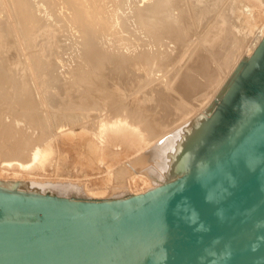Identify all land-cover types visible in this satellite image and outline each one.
Returning <instances> with one entry per match:
<instances>
[{
  "label": "bare ground",
  "instance_id": "6f19581e",
  "mask_svg": "<svg viewBox=\"0 0 264 264\" xmlns=\"http://www.w3.org/2000/svg\"><path fill=\"white\" fill-rule=\"evenodd\" d=\"M124 1H126V0H124ZM176 1L177 0H175V2ZM201 1L203 2L204 0H200L199 5L202 4ZM250 1H251V4L248 3V5H245V7H247V6H249V7L247 8V11L244 12V15L242 18L244 25L246 27H248L249 30L256 23V21H255L256 17L252 16L254 9L258 8L259 11H261V7L263 6L264 0H250ZM130 2H131V0H130ZM130 2H128V3H130ZM133 2H132V5H133ZM195 2L196 1H194V3ZM187 3H189V2H187ZM208 3H206V4L208 5ZM231 3H232V1H231ZM130 4H128V5H130ZM122 5H123V0H0V13L4 14V12H5V14L7 15V18L9 19V22L7 21L8 23H6L5 22L6 19L2 20L3 18L1 19L2 16H0V170L12 169V172H10V173L13 174L15 177L12 179H6V178L0 179V186L12 187L15 185L19 189H24L27 191L28 190H31V191L36 190L38 193L43 192V189L45 187H48L47 184H45L39 180L33 179V178L23 179V177H30L34 172H37V171L44 169L45 166L50 165L51 162L54 161L55 154H54V150H53V141L55 140V138H58V136H60L63 144L70 145L71 149L73 150V152L75 154V163L80 165L82 168H86V169L93 168L95 166V164H97L98 162H109L107 164L106 176L103 177L100 180V182L103 186H107L109 181L112 182L114 180L113 181L114 183H112L109 186L110 191H112L111 193H121V192H125L127 190V187L123 183L124 181L122 182V180H124V178H126L127 175L133 174L132 176L134 177L135 173H137V172H140L142 174V171H143V173H145L146 171H148V172L151 171L155 176V179H153L152 181L147 175L145 176V175L140 174L138 176V177L142 178V182L146 185V188H145L146 191L144 190V192H142V193H139V192L135 193L134 192V194H133L134 197L146 195V193H148V192H152L158 188L165 186V184L176 181L179 178L183 177L184 176L183 173L185 172V170L188 169V167H190L192 165L194 158H195V155L198 152V148L202 145L203 141L208 137L209 133L211 132L212 128L214 127V124L217 122V115L211 114L212 113L211 109L213 106L212 104H214V98H215V96H217L219 99L221 97H224V96H225L224 99L228 98V95H229L228 92L231 90V88L233 86L232 85L233 77L232 78L229 77V79H227L226 82H223V84L221 82L220 89L218 88L219 90L217 89V86L215 84H213L214 82H212V83L210 82L211 84L215 85L216 89H217V93H216L217 95L213 96V100H212L213 102L209 101L199 111H196L199 108L196 110L194 109L196 112H193L194 110H192V111L190 110V108H193L190 105V108H189V111L187 112V114L186 115L182 114V116L180 115L181 116L180 122L177 121L178 123L173 125V128L167 127L168 124H166V121L170 122V120L169 119L164 120V118L168 117L167 115H168L169 111H171V109H173L171 107H168V106H171L170 105L171 102L167 103V100L164 98L166 100V102H164V104H162L163 101L161 100L162 101L161 102V104H162V107H161L162 111L161 112L162 113H159L160 115L157 116L158 115L157 112H156L157 115L152 112L153 108L150 109V107L148 108L145 105L144 106L141 105L145 101L142 102L141 99H138L139 97L137 95H135V96L131 95V94H133V91L128 90L131 94L128 93L127 91L126 92L128 94H130L131 96H134V98L131 97L130 95H129V97L125 96L124 95L125 93H122V92H124L123 89H126V87H123L124 85H122L121 86V87H123L122 89H120V86H118L119 89H117V87L113 84L115 77L114 78L112 76L109 77L111 74L109 76H108L109 73L106 74L111 68V67L109 68V66H108L109 70H107L108 69L106 66L107 62L109 63V65L113 66V68H111L112 71H114L116 74H119L117 72H119L121 70L120 72L124 75L123 72H126V71H125V69L123 71V67L125 68L126 66H129V69L131 71L130 66H137V67L139 66V68L143 67L147 71L149 69H151L153 71L152 68L154 67L153 66L154 63H156L157 61L160 62L162 60L163 56H165V57H166V55L169 56L166 52H163L166 54L162 55L163 53L159 52L157 49H155V51H151L152 53L151 52L150 53L145 52L146 50L145 51L142 50L143 46L140 47L142 51H138L136 53H135V51L130 52L128 50V48L125 49L124 43L126 44L128 42H123V41H127L131 35L134 36L135 32L133 34L132 29L130 28L131 32H132L130 34V32L128 33V31H127L128 29H126V25H125L124 20L128 19L129 17L126 18L124 16L125 14H123V12H125L126 7L123 6L125 9L123 8L124 9L123 12H120V10L122 11ZM169 5H172V4H170V2L168 0H148L145 5H143L141 7L134 6V7H132L131 10L130 9H128V10L131 11L130 12L131 16L134 17V19H137L136 23L139 24V26H140L139 29L140 30L143 29V31L147 34L146 38L151 37L152 39H154L157 42V44H158V41L161 44V42H160V41H162L161 39H163L165 37H169L170 40L171 39L180 40L181 39L180 33H181V31L183 32V26H182V30L177 29V28H180L181 26H179L180 24H178L177 21L171 17L169 9H168ZM189 5H190V3H189ZM191 5H192V3H191ZM209 5H211V4H209ZM190 6L188 8L191 9ZM197 6H198V2H197ZM174 7L177 9L176 6H174ZM195 7H196V5L193 6L194 9L192 8L193 11L194 10L195 11L194 12L191 11V13L192 12L194 14L197 13L198 7H197V10L195 9ZM200 8H203V5ZM237 8H239V7H237ZM179 9H181V8H179ZM182 11L185 12V8ZM178 13H179V11H178ZM186 13L189 14L188 11ZM193 13H192V16H193ZM228 13H229V10H228ZM120 14L122 15L123 19L125 17L124 20L122 18H120ZM180 14L183 15L182 12ZM188 14H186V17ZM189 15H188V18H190ZM178 16H179V14H178ZM222 16H224V15H222ZM222 16L220 15L219 20H217V22H215V24L212 25L213 28L210 27L211 31L209 32V30H208L207 37L203 40V42H201L202 46H204L203 44H205V42H206L205 45L207 48H209L210 45L211 46L213 45L212 47L215 46L216 48L221 47V49H224L225 47L227 48V45L225 46V43H227L228 42L227 40L230 39L228 37L229 36L234 37L230 34L233 33V35H235L236 31H235V33L234 32H231V33L228 32V34H226V32H227V29H226L227 28V21H229L231 17H230V14H229L230 18H228L227 17L228 15H227L226 17L228 18V20L226 18L227 21L225 22V19H222L223 18ZM132 17H131V21L133 19ZM193 17L196 18L195 15ZM257 17H258V15H257ZM179 18H180V16H179ZM134 19H133V21H135ZM190 19L192 20V23H194L193 18L191 17ZM182 21H183V19H182ZM230 21H229V24H231ZM127 22L130 23L129 20ZM128 23H126V24L128 25ZM132 23H134V22H132ZM175 24H177L178 27ZM185 24L189 25L190 23L188 24L187 20H186ZM135 26H137V25H135ZM129 27H130V24H129ZM131 27H133V26H131ZM188 27L190 30L195 26L192 25V27L191 26H188ZM135 29H136V27H135ZM135 29H133V30H135ZM186 30L184 28V31H186ZM232 30H235V29H234V27L232 29V26H231V30H229V31H232ZM262 30H263V28H261L260 31H262ZM67 31H70L72 34H75L76 36H74V37H76V38L78 37V39H81V48H80L79 44H78V46L80 49L77 48L78 50L82 49V51H81L82 54H79L80 58L78 57V54H77L78 50H76L77 53L75 54L77 56H74V54L72 56H74L75 59L79 58L82 61L80 60L81 63H79L78 66L76 64V63H78L76 61L77 59L75 60L73 58V61L74 60L76 61L75 63L73 61H70V62H73L74 65L76 64V66L73 67V69H71V73H72L71 78L72 79L69 80L68 79L69 75L66 76V78L69 80V81L67 80L68 82L66 83V85L68 84L67 85L68 87L66 86L67 89L64 88L65 84L62 86L63 89H66L65 92L67 94L66 93L65 94L67 96V99H65L66 98L65 95H62V92L60 90V88H62V87L59 84L58 88H59L61 93H58V94L59 95L61 94L65 100L60 101L62 98V96H60L59 100H58L59 97L56 98V100H58V101H55L54 104L52 101H50L52 104L49 103V101H48L47 105H45L46 104L45 102H40L39 100H37L38 98H35V96H36L35 91L31 86H29L30 84L28 83L29 81L27 82V76H26L27 74H25V72H27L29 70L28 72H30V74H31V75H29V73H28V76H29L28 79H29L32 76L35 77L34 74H36V72L40 71L39 72V74H40V73H42L41 71H45L44 69H46V67L48 66V63H50V60H52V59H50L51 57H49V56L51 55V53L52 54L54 53L53 49L58 46L56 43L59 42V39H58L59 34L62 32H67ZM125 31H127L126 33H128L129 35L128 34L125 35L124 34ZM5 33L6 34L9 33V34L13 35V37H16L14 40L16 42H20L22 44V48H23L24 53H25V54L23 53V55H26L24 61L26 60L27 67L24 66L25 67V69H23V71L25 70L24 72H21L22 69L20 68L21 69L20 73L22 75L20 77L14 76L15 79L12 77L9 78L8 74L12 71V69H9V68L10 67L12 68V66H15V64H16V63L13 64L11 62V60L14 61L13 58H15V59H17V58L13 57V56H12V58H11V56L9 57L8 55L10 53H8V55H6L7 54L6 53L7 47L9 49V45L12 44L13 42L10 43V42H8L9 40L3 41ZM195 33H196V31H195ZM65 35H67V34H65ZM140 35H141V33H140ZM183 35H184L183 37L186 38L185 34H183ZM227 35H229V36H227ZM142 36H144V35H142ZM190 36H191V33H190ZM237 36H239L241 38L243 37V36L236 34V37ZM60 37H62V36L60 35ZM69 37L71 38V36H69ZM134 37H132V38H134ZM136 37L139 38L138 36H136ZM73 38H71V40H74ZM142 38L145 39V37H142ZM169 38H167V39H169ZM226 38H228V39L226 40ZM5 39H6V37H5ZM65 39H66V37H65ZM182 39L184 40V38H182ZM10 40H11V38H10ZM71 40H70V43H71ZM147 40H149V39H147ZM183 40H180V41H183ZM186 40L188 41V39H186ZM225 40H226V42H224ZM108 41L111 43V44H109V46L106 45V44H108ZM140 41H142V40H140ZM150 41H151V39H150ZM230 41H232V40L230 39L229 42ZM75 42H77V40ZM177 42L178 41H175L174 43H176L177 46H179ZM207 42L212 43V44H210L208 47ZM222 42H224V44ZM229 42H228V44H229ZM121 43H123V46ZM119 44L121 45V49L124 48L126 51L124 49H123V52L118 51L120 49ZM134 44L136 46V43H134ZM181 44H183V43H181ZM185 44H187V43H185ZM199 44H200V42H199ZM137 45H139V43ZM196 45L194 44V46H196ZM221 45H223L224 48ZM229 46L230 45H228V49L225 50L226 53L229 50ZM11 47L14 48V45H10V48ZM148 47H150V46H148ZM181 47H184V46H181ZM12 48L9 50V52L10 51L12 52V50H15V48L14 49H12ZM144 48H147V47L144 46ZM192 48H193V46H192ZM192 48H190V50H193ZM199 48L197 49L198 51L202 50V49L199 50ZM214 48H212V49H214ZM149 49H151V48H149ZM221 49H219L220 50L219 54H218L219 56H220V54L222 55V53H220ZM19 50H21V49H19ZM197 50H195V48H194L193 52L196 51V53H194V55L197 56L199 53V55L201 56V53L203 52L204 47H203V50L201 53L198 52ZM184 51H186V53H187L188 50H184ZM207 51L209 52L208 57H211L210 56V49H207ZM225 51L222 50V52H224L223 54L226 55ZM17 52H19V51H17ZM17 52H15V53H17ZM55 52H57L56 55L58 56V51H55ZM176 52L182 53V50L178 51V49H177ZM193 52L191 54L192 56H193ZM204 52H205V54L207 53L206 51H204ZM15 53H13V54H15ZM186 53L183 52V54H186ZM211 53H213V51H211ZM215 53H216V50H215ZM18 54H20V53H17V55ZM174 54H178V53L174 52ZM216 54L213 55L214 60H215L214 57L218 56V55L216 56ZM56 55H54V56H56ZM179 55H181V54H179ZM206 55H208V53ZM7 56H8V59H7ZM54 56H52V58H54ZM17 57L19 58V56H17ZM170 57H172V56L170 55ZM170 57L168 58V61H169ZM177 57L175 59H177ZM208 57L202 55L200 58L194 57L193 60L191 59V61H190L191 64L188 63L189 64V66H188L189 70H187L188 68H186V72H188V71H190L189 73L196 72L195 75L197 74V71H200V72L204 71L205 72V69L204 70H202V69L205 68L204 67L205 59ZM55 58L57 59L58 57H55ZM69 58L71 59V57H69ZM232 58L233 57L231 54L227 60L228 63H224V61H223L222 64L228 65V66L231 65V61L233 60ZM184 59H186V58H184ZM187 59H190V58H187ZM208 59L206 61L209 62L210 60H208ZM219 59H220V61H219L218 65L221 64V58H218V60ZM251 61H253V59ZM14 62H16V60ZM114 62L118 65H116ZM182 62H183V60H182ZM182 62L178 65L180 66L181 64H183ZM215 62L217 63L218 61L215 60ZM11 63H12V66L11 65L9 66V64H11ZM163 64H164L163 67H166V69L169 70L167 68L169 65L165 64L164 60L162 62V65ZM188 64H186V65H188ZM162 65L160 63V66H162ZM166 65H168V66H166ZM170 65H172V64H170ZM176 65H175V67H176ZM178 65H177V67H178ZM17 66H18V63H17ZM155 66H157V63L155 64ZM158 66H157V68H159ZM184 66H185V64H184ZM54 67H55V65H54ZM120 68H122V69H120ZM154 68H156V67H154ZM170 68H171V66H170ZM227 68H229V67H227ZM59 69H58V71H59ZM133 69H134V67H133ZM105 70H106V72H105ZM171 70H172V68H171ZM179 70L181 71V69H176V71H174L173 74H170L168 76L169 77L168 83H164V85L163 84L161 85L160 83H157V84H159L160 86H164L166 88V90L168 89V90H172V91H177L176 93H180L184 97L188 94H191L192 92L194 93L195 90H196V93L198 91L201 92L200 90H198V87H201L202 90L205 89V91H207L206 85H208L211 88V86H210L211 84L209 85V83H206V85L204 84L203 87H202L203 82H202V84H200V82L202 80V75H201V74H203L202 72L200 75L197 74L200 77L199 78L200 82H199V79H197L198 83L196 82V80H195L196 83L195 82L192 83L191 79H193V81H194L195 78L193 76H190V79H188V80H191V81H189V83L191 82V84L184 85V83H187V82H184L187 77H185L184 75H183V77H181L179 74V76L183 79H180L178 81V79L180 77L177 78L178 75H176V74ZM183 70H182V72H183ZM54 71H55L54 74H56L55 76H58L57 75V69L55 70V68H54ZM112 71L110 73H112ZM127 71L129 72L128 69H127ZM128 72H126V73L128 74ZM140 72H141V75L144 73V71H143V73H142V71H140ZM186 72H183V73H185V75L189 76ZM60 73L62 74L63 72L61 71ZM60 73H59V75H60ZM64 73L63 74L66 75V72H64ZM131 73H133V75H134V72L131 71ZM131 73H129V74L131 75ZM211 73L208 74L210 77L212 76ZM220 73L223 74L222 71H220ZM45 74L49 75V73H45ZM45 74H44V76H46ZM204 74H206V72ZM231 74H232V72H231ZM112 75H114V73ZM123 75L121 77H123ZM126 75H125V77L128 79V77H127L128 75L127 76ZM141 75L138 76L141 81L139 79L135 78V77H137V75L134 76V79L139 80V82L137 83V85H139V86L136 85L138 87V90L139 89L141 90V88L143 90V87L145 88V86H143V84L144 83L147 84L146 83L147 78L150 77L147 74V72H146V75H148V77L146 76L147 77L146 79H143V76H141ZM223 75H225V74H223ZM114 76H116V75H114ZM217 76H218V74H217ZM217 76H216V78H217ZM141 77H142V79H141ZM210 77H209V79H210ZM218 77H220V75ZM59 78H57V79L59 80ZM64 78H65V76H64ZM124 78H122L123 81H124ZM144 78H145V76H144ZM16 79H21V80L17 81ZM47 79L49 80V78H47ZM54 79H55V77H54ZM57 79H55L54 82L55 81L57 82ZM117 79H118L119 83L118 82H116V83L118 85H121L122 82L120 83L119 78H117ZM174 79L175 80L177 79L176 83H174L175 82ZM204 79H206V76L204 77ZM61 80H62V77H61ZM128 80H129V82H131V81L135 82V80H132L130 78ZM213 80H215V79H213ZM203 81H205V80H203ZM206 81H208V80H206ZM31 82H33V81H31ZM34 82H36V81H34ZM34 82H33V85H34ZM37 82H38V80H37ZM50 82H51L50 83V85H51L52 79L50 80ZM129 82L127 81L128 86H130L132 84V83L129 84ZM149 82L150 81H148V85H149ZM151 82H152V80H151ZM55 83H53V84H55ZM47 84H49V83H47ZM47 84L45 83V85H47ZM122 84H124V82ZM133 84H132V87H133ZM219 84L217 83V85H219ZM45 85L43 84V86H45ZM125 85H126V83H125ZM159 85H158V89L160 91L163 89V87H161L162 89H160ZM199 85H201V86H199ZM37 86H38V83H37ZM41 86H42V84H41ZM136 86H134L135 88L134 87L133 88L136 89ZM155 86L157 87V85H155ZM139 87H141V88H139ZM151 87L152 88L154 87L153 84H151ZM204 87H206V88H204ZM47 88H50V89L46 92L49 93L50 90L52 91V89H51L52 87H47ZM129 88L127 87V89H129ZM210 88L208 90H210ZM35 90L38 91L37 87ZM40 90L43 91L42 89H40ZM56 90H57V88L52 92L54 95L52 94L49 96L55 97L57 95L54 93V92H56ZM71 90H73V92L76 91V95L72 94ZM138 90H136V91H138ZM41 91H40V93H41ZM136 91H135V93H137ZM141 91H140V94H141ZM143 91H145V89ZM155 91L157 92V88ZM156 92L153 91V93L155 95H157L159 93V92H157V94H156ZM48 93H46V95L43 94L45 96L44 98H46ZM144 93H145V96H146V93H148L152 97V95L150 94L151 91L150 92L147 91ZM169 93H171V92L169 91ZM196 93H195V95L193 94L194 96H196V97L193 96V98H195V100H196V98H198V100H201L199 94L197 97ZM137 94L140 95L139 93H137ZM148 94H147V96H148ZM159 94H165L166 96L168 95L165 92V90H164V93L161 92ZM171 94H173V93H171ZM37 95H39V94H37ZM173 95H172V99H173L172 105L177 111L179 110V112H180L182 110L181 108L183 106V101H184L183 99L188 98V97H185V98L182 97L181 98V96H177L179 94H177V95L175 94L177 97H180L179 99L177 98V101H175L176 99L174 100V98H176V96L173 98ZM205 95L202 96V94H201L202 100L204 97L206 98ZM49 96H47V97L52 98ZM140 96H143V95H140ZM135 97H138V98L135 99ZM157 97H158V95H157ZM190 97L192 98V96H190ZM210 97H212V96H210ZM142 98L144 99V97H142ZM193 98H192V100L194 102ZM154 99L156 100V97ZM167 99H169V97H167ZM172 99H170V100H172ZM40 100H41V98H40ZM145 100L148 101L149 99L148 100L145 99ZM215 101H217V100L215 99ZM152 102H154V100H152ZM152 102H150V103H152ZM189 102H190V104H192V101L189 100ZM165 103H167V104H165ZM201 103H202V101H201ZM42 104H43V106L45 105L44 108L45 107L49 108L48 109L49 112L47 114H44L43 111H46V110H43L44 108L42 107ZM159 105H160V102H159ZM184 105H187V104L185 103ZM187 106L189 107V105H187ZM39 107H41V110H42L40 112H43V113H39V111H38ZM197 107H199V105ZM200 107H201V105H200ZM169 108H171V109L169 110ZM175 109L171 112H174ZM155 110H156V108H155ZM158 110H159V108H158ZM192 112L194 113L193 114L194 117H192L191 119L187 118L189 115L192 116ZM170 114L171 113H169V115ZM175 115H176V113H175ZM173 116H174V114H173ZM174 119H175V116H174ZM20 122H24L25 127H27V129H28V127H29V129L33 128V130L34 129L38 130V132L36 134H34V133H31L32 131L31 132L29 131L30 132L29 133L25 128H23L20 131V134L22 137H15L16 136L15 132L19 128L18 126L20 125L19 124ZM175 122H176V120H175ZM52 126H53V129H51ZM50 129L52 131L55 129H57V130L52 132ZM42 130H45L47 132L50 130L49 132H50V134H52V136L50 138L48 137L49 139L46 140L45 136H44L45 133ZM25 135H27V136H25ZM47 136H49V135H47ZM114 146L121 147V151H114L113 150ZM128 152H132V154L134 153V155L132 157H130V160L127 161L124 165L118 164V166L115 167L113 164L118 163L120 161L119 158L121 157V155L122 154L126 155ZM155 159H160V162H155ZM62 162H65V161H62ZM64 165H65V163L62 166L64 167ZM136 166L137 167H141V166L143 167L144 166L145 168L144 169H141L142 167L139 168L142 171L138 170V169L133 170V169H135ZM63 167L60 168L61 172L63 170L62 169ZM125 181H126V179H125ZM61 186L62 187L59 188V192H60L59 194L62 195L63 197L66 196V198L70 197L69 192L71 191V188L67 187L66 185H61ZM75 187H76V190L80 193L85 192L87 195H94V193H95V192H92L90 189L82 187L78 184ZM68 188H70V189H68ZM2 196H4V195H2V194L0 195V201L3 200ZM4 199H6V197H4ZM37 199L39 200V198H37ZM60 203L69 204L66 201V199H64V198L60 199ZM108 203H112V202L108 201ZM108 203H105V205H107ZM70 204L80 205V206L81 205L89 206V205H103L104 203H100V204L99 203L98 204L79 203L78 204V203H72L71 202Z\"/></svg>",
  "mask_w": 264,
  "mask_h": 264
},
{
  "label": "water",
  "instance_id": "95a60500",
  "mask_svg": "<svg viewBox=\"0 0 264 264\" xmlns=\"http://www.w3.org/2000/svg\"><path fill=\"white\" fill-rule=\"evenodd\" d=\"M0 264H264V106L211 158L146 195L3 199Z\"/></svg>",
  "mask_w": 264,
  "mask_h": 264
},
{
  "label": "rangeland",
  "instance_id": "374dc122",
  "mask_svg": "<svg viewBox=\"0 0 264 264\" xmlns=\"http://www.w3.org/2000/svg\"><path fill=\"white\" fill-rule=\"evenodd\" d=\"M134 1V2H133ZM147 1L148 0H131V2H130V0H126V1H124L123 0V5H122V11L120 10V12H123V10L125 9L124 7H126V9H125V12H123V14H125L124 16L126 17V18H128V19H125V17H124V19H123V17H122V15L120 14V18H122L123 20H124V22H125V25H126V29H128L127 31H128V33L130 32V34L133 32V34H134V32H135V34H134V36L136 37V36H138L139 38H135L133 35H131L130 36V38L132 39H130L129 37V39L127 40V41H123V42H128V43H124V47H125V49H127L128 48V50L130 51V52H132V51H135V53L136 52H138V51H145V52H148V53H150L151 51H155V49H157L159 52H161V53H163V52H166L169 56H167L166 55V57L165 56H163L162 57V60L159 62V61H157L156 63H157V66L159 67V68H157V66H155V64L156 63H154V67H156V68H154L153 66V71L151 70V69H149L148 71L147 70H145V68H143V67H140L139 68V66L137 67V66H130V68H131V71L132 72H134V75H133V73H131V71H130V69H129V66H126L125 68L123 67V71H124V69H125V71L126 72H128L127 71V69L129 70V72H128V74L126 73V72H123L124 73V75L119 71V72H117V73H119V74H116L114 71H112L111 70V68H113V66L112 65H109V63L107 62V64H106V66H107V68H108V66H109V68H110V70H109V68L107 69V70H109L106 74H108V76L109 77H115L114 78V85L117 87V89H119V87L118 86H120V89H122L123 87H126V89H123V91L124 92H122V93H125L124 95L125 96H128L129 97V95L131 94L128 90H130V91H133V94H131V95H137L138 97H135V99H141L142 100V102L143 101H145V102H143L141 105L142 106H146V107H150V109H152V112L154 113V114H156L157 115V113H158V115L157 116H159L160 114L159 113H162L161 111V107H162V104H164V102H166V100H167V103H169V102H171L170 103V105L171 106H168V107H171V108H173V109H171V108H169V110L171 109V111H173L175 108L173 107V99H172V95H173V98L177 95V94H179V95H177V96H181V98L183 97V98H185V97H188V98H185V99H183L184 101H183V106H182V110L179 112V110L177 111L176 109H175V113H176V115H175V113L174 112H171V111H169V113H171L170 115L172 116H170L169 115V113H168V117H165L164 118V120H170V122L168 121H166V124H168L167 125V127H171V128H173V125H175V124H177L178 122H180V117L182 116V114H187V112L189 111V108H190V105L193 107V108H190V110L192 111V110H196V109H198V110H196V111H199V110H201V108L202 107H204L205 105H206V103H208L209 101H212L213 100V96H215V95H217L216 93H217V89L219 88L220 89V86H221V82H222V84H223V82H226V80L227 79H229V77L230 78H232L233 77V81H232V88H231V90L228 92L229 93V95H228V98H226V99H224L225 98V96L224 97H221L220 99L217 97V96H215V98H214V104H212L213 106H212V115L214 114V115H217V122L214 124V127L212 128V130H211V132L209 133V135H208V137L203 141V143H202V145L198 148V152L196 153V155H195V158H194V161H193V163H192V165L190 166V167H188V169H186L185 170V172L183 173V175L184 174H186V173H188V172H190V171H192L194 168H196V167H198L199 165H201V164H203V162L204 161H206V160H208L209 158H211L214 154H216L218 151H220V149H221V147H223L225 144H227L233 137H235L239 132H240V130L250 121V119H252L256 114H258L259 113V110L264 106V1H263V6L261 7V11H259V9L258 8H256V9H254V12H253V15L252 16H255L256 17V23L254 24V26L249 30V28L248 27H246L245 25H244V22H243V20H242V18H243V15H244V12H246L247 11V8L249 7V6H247V7H245V5H248V3H250L251 4V1L250 0H204L203 2L201 1V5H199V1L200 0H177L176 2H175V0H168L169 2H170V4H172V5H169L168 6V9H169V12H170V15H171V17L172 18H174L176 21H177V23L178 24H180L179 26H181L180 28H177L178 30H182V26H183V32L181 31V35H180V40H183L182 38H184V42L183 41H180V40H178V39H176V40H174V39H171L170 40V38L169 37H165V38H163V39H161L162 41H160L161 42V44L159 43V41H158V44H157V42L154 40V39H152L151 37H148V38H146V33L143 31V29H139L140 28V26H139V24H137L136 22H137V19H134V17H132L131 16V9H132V7H134V6H138V7H141V6H143V5H145L146 3H147ZM181 1V2H180ZM186 1V2H185ZM194 1H196L195 3H194ZM207 1V2H206ZM231 1H232V3H231ZM125 2V3H124ZM128 2H130V3H128ZM132 2H133V5H132ZM187 2H189L190 3V5H191V3H192V5L190 6L189 5V3H187ZM197 2H198V6H197ZM205 2V3H204ZM209 2V3H208ZM211 2V3H210ZM176 3V4H175ZM184 5H183V4ZM187 3V4H186ZM206 3H208V5L206 4ZM230 3V4H229ZM125 4V5H124ZM128 4H130V5H128ZM209 4H211V5H209ZM127 5V6H126ZM196 5V7H195V9L197 10V7H198V11H197V13H193L194 11H193V6H195ZM202 5H203V8H200V7H202ZM207 5V6H206ZM230 5V6H229ZM124 6V7H123ZM130 6V7H129ZM174 6H176L177 7V9L174 7ZM182 6V7H181ZM191 7V9L190 8H188V7ZM206 6V7H205ZM229 6V7H228ZM188 9H187V8ZM237 7H239V8H237ZM124 8V9H123ZM171 8V9H170ZM179 8H181V9H179ZM183 8V9H182ZM184 8H185V12L184 11H182V10H184ZM244 8V9H243ZM128 9H130V10H128ZM200 9V10H199ZM228 10H229V13H228ZM178 11H179V13H178ZM189 12V14L188 13H186V12ZM191 11H193L192 13H193V16L195 15L196 16V18L195 17H193L192 16V13H191ZM183 13V15L182 14H180V13ZM185 13V14H184ZM2 14V15H1ZM178 14H179V16H180V18H179V16H178ZM186 14H188L189 15V17L191 18H193V21H194V23H192V20L190 19V18H188V15H187V17H186ZM228 16H227V15ZM229 14H230V17H229ZM130 15V16H129ZM222 16V15H224V16H222L223 18L222 19H225V22L228 20V18H230V23L231 24H229V21H227V32H226V34H228V32L229 33H231V32H234L235 33V31H236V33H235V35H233V33H231L230 35H232V36H234V37H231V36H229V35H227V36H229L228 38H230L232 41H230L229 42V40H227L228 38H226V40L229 42V44H228V42L227 43H225V46L227 45V48L225 47H223V45H221L224 49H221V47H219V48H216L215 46V48L214 47H212L210 44H212V43H209V42H207V44H208V47H209V45H210V47L209 48H207L206 47V42H205V44H203L204 46H202V43L201 42H203V40L207 37V32H208V30H209V32L211 31L210 30V27L211 28H213L212 27V25H214L215 24V22H217V20H219V16ZM257 15H258V17H257ZM0 16H2L1 17V19L2 20H4V19H6L5 20V22L6 23H8L9 22V19L7 18V15L5 14V12H4V14L3 13H0ZM228 18H227V17ZM131 17L135 20V21H133V19H132V21H131ZM226 18H227V20H226ZM233 18V19H232ZM238 18V19H237ZM182 19H183V21H182ZM129 20L130 21V23H128L127 21ZM186 20H187V23L189 24V25H186L185 23H186ZM190 20V21H189ZM239 20V21H238ZM8 21V22H7ZM185 21V22H184ZM132 22H134V23H132ZM126 23H128V25L126 24ZM197 23V24H196ZM233 23V24H232ZM236 23V24H235ZM129 24H130V27H129ZM132 24V25H131ZM183 24V25H182ZM135 25H137V26H135ZM175 25H177V24H175ZM192 25H194L195 27H193L192 29H190L189 30V27L188 26H191L192 27ZM230 25V26H229ZM234 25V26H233ZM131 26H133V27H131ZM229 26V27H228ZM231 26H232V29H233V27H234V29L235 30H232V31H229V30H231ZM128 27V28H127ZM135 27H136V29H135ZM177 27H178V25H177ZM132 29V32H131V29ZM142 28V27H141ZM184 28H185V30L186 31H184ZM261 28H263V30L262 31H260L261 30ZM133 29H135V30H133ZM138 29V30H137ZM189 30V31H188ZM8 31V30H7ZM127 31H125V35L126 34H128V33H126ZM137 31V32H136ZM195 31H196V33H195ZM139 32V33H138ZM189 32V33H188ZM193 32V33H192ZM140 33H141V35H140ZM190 33H191V36H190ZM8 34V35H7ZM5 33V35H4V40L3 41H8V42H10V43H12V44H10V45H14V48H15V50H12V52L10 51L9 52V50L13 47H11L10 48V45H9V49H8V47H7V50H6V55H8V53H10L8 56L10 57L11 56V58H12V56L13 57H16L17 59H15V58H13V60L15 61L16 60V62H14V61H12L11 60V62L13 63V64H15V66H12V63L11 64H9V66L11 65L12 66V68L10 67L9 69H12V71L8 74V76H9V78L10 77H12V78H14V76H17V77H20L22 74L20 73V70L22 69V71L21 72H24L23 71V69H25V67H27V63H26V60L24 61V59H25V56L26 55H23V53H24V50H23V48H22V44L20 43V42H16L14 39L16 38V37H13V35H11V34H9V33ZM64 34V35H63ZM65 34H67V35H65ZM139 34V35H138ZM183 34H185V36H186V38L185 37H183L184 35ZM197 34V35H196ZM236 34H238V35H240V36H243L242 38L241 37H239V36H237L236 37ZM247 34V35H246ZM7 35V36H6ZM60 35L62 36V37H60ZM71 36V38H73L74 36H76L75 34H72L70 31H67V32H62V33H60L59 34V37H58V39H59V44L58 43H56L58 46L57 47H55L54 49H53V51H54V55H56V53L57 52H55V51H58V56L56 55V56H54L52 53H51V55L49 56V57H51L50 59H52V60H50V63H48V66L46 67V69H44L45 71H41L42 73H40L39 74V72H36V74H34V76L35 77H30L29 79H28V73H29V75H31L30 74V72H28L27 70V72H25V74H27L26 76H27V82L30 84L29 86H31L33 89H34V91H35V98H38L37 100H39L40 102H45L44 104L45 105H47V103H48V101H49V103H51L50 101H52L53 102V104H54V102L55 101H58L59 99H60V96H62V95H65V99H67V96H66V92H65V90L67 89L66 88V86L68 85H66V83L69 81V80H71L72 78H71V76H72V73H71V69H73V67H75L76 66V64H77V66L79 65V63H81L80 62V60L81 59H79L80 57V55L79 54H82V49L81 50H78V49H80L81 48V39H78V37L76 38V37H74L73 39L74 40H71V38L69 37V36ZM73 35V36H72ZM129 35V34H128ZM142 35H144V36H142ZM10 36V37H9ZM5 37H6V39H5ZM13 37V38H12ZM64 37V38H63ZM65 37H66V39H65ZM132 37H134V38H132ZM142 37H145V39L144 38H142ZM10 38H11V40H10ZM70 38V39H69ZM142 38V39H141ZM167 38H169V39H167ZM196 38V39H195ZM57 39V40H58ZM147 39H149V40H147ZM150 39H151V41H150ZM186 39H188V41L186 40ZM191 39V40H190ZM193 39V40H192ZM17 40V39H16ZM61 40V41H60ZM70 40H71V43H70ZM77 40V42H75ZM80 40V41H79ZM140 40H142V41H140ZM197 42H196V41ZM226 40L224 41V42H226ZM134 41V42H133ZM136 41V42H135ZM153 41V42H152ZM175 41H178L177 43H178V45L179 46H177V44L176 43H174ZM181 43H183V44H181ZM75 42V43H74ZM173 42V43H172ZM190 44H189V43ZM199 42H200V44H199ZM224 42H222L223 44H224ZM70 43V44H69ZM134 43H136V46H135V44ZM139 43V45H137ZM141 43V44H140ZM163 43V44H162ZM180 43V44H179ZM185 43H187V44H185ZM198 43V44H197ZM21 46H20V45ZM78 44H79V46H80V48H79V46H78ZM109 44H111L109 41H108V44H106L107 46H109ZM122 44V46H123V43H121ZM133 44V45H132ZM143 44V45H142ZM155 44V45H154ZM157 44V45H156ZM167 44V45H166ZM194 44L196 45V46H194ZM214 44V43H213ZM221 44V43H220ZM120 45V44H119ZM159 45V46H158ZM228 45H230L229 46V50H228V52L226 53V49H228ZM132 46V47H131ZM135 48H134V47ZM139 46V47H138ZM141 46H143L142 47V50H141ZM144 46L145 47H147V48H144ZM148 46H150V47H148ZM178 48H177V47ZM181 46H184V47H181ZM192 46H193V48H192ZM202 48H201V47ZM21 47V48H20ZM73 47V48H72ZM120 47V49L118 50V51H122L123 52V49L124 48H122L121 49V45L119 46ZM118 47V48H119ZM200 47V48H199ZM203 47H204V50H203ZM14 48H12V49H14ZM18 48V49H17ZM78 48V49H77ZM144 48V49H143ZM149 48H151V49H149ZM176 48V49H175ZM190 48H192L193 50H194V48H195V50H197L198 48H199V50L200 49H202L203 50V52L204 51H206L207 53H208V55H206L205 54V52L203 53L202 52V50H200V51H198V52H202L201 53V56L203 55V56H206V57H208L209 56V50L207 51V49H210V56L211 57H208V58H206L205 59V65H204V67L205 68H203L202 70H204L205 69V72H206V74H204L205 72L204 71H201L203 74H201V72L200 71H197V74H201L202 75V80H201V82H200V77L196 74L195 75V73L196 72H191V73H189L190 71H188V72H186V68H188L187 70H189V64L188 63H190L191 64V59L193 60V58L194 57H201L200 55H199V53H198V55L196 56V55H194V53H196V51L195 52H193V50H190ZM212 48H214V49H212ZM19 49H21V50H19ZM74 49V50H73ZM124 49V50H125ZM177 49H178V51H181L182 50V53L181 52H176L177 51ZM219 49H221V52L220 53H222V55L220 54V56L218 55L219 54ZM76 50H78V53H77V51ZM127 50V51H128ZM184 50H188L187 51V53H186V51H184ZM215 50H216V53H215ZM222 50H224L225 51V53H226V55L225 54H223L224 52H222ZM17 51H19V52H17ZM126 51V50H125ZM124 51V52H125ZM193 52V56L191 55L192 54V52ZM211 51H213V53H211ZM15 52H17V53H20V54H18L17 55V53H15ZM80 52V53H79ZM174 52L175 53H178V54H174ZM183 52L184 53H186V54H183ZM12 53V54H11ZM13 53H15V54H13ZM78 54V57L79 58H76L75 59V57L74 56H77V55H75V54ZM152 53V52H151ZM166 53H163L162 55H164V54H166ZM25 54V53H24ZM74 54V56H72ZM174 54V55H173ZM179 54H181V55H179ZM183 54V55H182ZM190 54V55H189ZM205 54V55H204ZM212 54V55H211ZM216 54V56L218 57V58H221V64L220 65H218V63H219V61H220V59L218 60V58L217 57H214L215 58V60H217L218 62L216 63L215 62V60L213 59V55H215ZM232 54V61H231V65H223L222 63H223V61H224V63H228V58L230 57V55ZM23 55V56H22ZM170 55L172 56V57H170ZM8 56H7V59H8ZM17 56H19V58L17 57ZM22 56V57H21ZM52 56H54V58H52ZM82 56V55H81ZM177 57V59H175L176 57ZM55 57H58L57 59L55 58ZM69 57H71V59L69 58ZM170 57V59H169V61H168V58ZM174 57V58H173ZM73 58L78 62V63H76L75 65L73 64V62L75 63L76 61L74 60L73 61ZM82 58V57H81ZM184 58H186V59H184ZM187 58H190V59H187ZM167 59V60H166ZM210 60L209 62L211 63H209L208 61H206V60ZM223 59V60H222ZM253 59V61H251ZM163 60H164V63L165 64H168V65H166V66H168L167 68L169 69V70H167L166 69V67H163L164 66V64L162 65V62H163ZM182 60H183V62H182ZM212 60V61H211ZM18 61V62H17ZM70 61H73V62H70ZM82 61V60H81ZM179 63H178V62ZM53 62V63H52ZM167 62V63H166ZM172 62V63H171ZM183 63V64H181L180 66L178 65V64H180V63ZM186 62V63H185ZM214 62V63H213ZM17 63H18V66H17ZM25 63V64H24ZM115 63V62H114ZM160 63H161V65L162 66H160ZM175 63V64H174ZM207 63V64H206ZM116 64V63H115ZM170 64H172V65H170ZM178 65V67H177V65ZM184 64H185V66H184ZM186 64H188V65H186ZM210 64V65H209ZM54 65H55V67H54ZM116 65H118V64H116ZM115 65V66H116ZM175 65H176V67H175ZM216 65V66H215ZM218 65V66H217ZM222 65V66H221ZM25 66V67H24ZM170 66H171V68H172V70H171V68H170ZM176 68V69H181V71L179 70L178 72H177V74L176 75H178L177 76V78H179L180 76L181 77H183V75L185 76V77H187L186 79H185V81L184 82H187V83H184V85H189V84H191V82L189 83V81H191L192 80V83H194L195 82V80H196V82L198 83V81H197V79H199V82H200V84H202V82H203V85H202V87L204 86V84L206 85V83H209V85L212 83V82H214L213 84H215L216 86H217V89H216V86L215 85H213V84H211L210 86H211V88L208 86V85H206V87H207V91H205V89L204 88H206V87H204L203 89L204 90H202L201 89V87H198V90H200L201 92H197L196 93V90L194 91V93L192 92L191 94H188V95H186L185 97L184 96H182L180 93H176L177 91H172V90H166V88L164 87V86H160L159 84H157V83H160L161 85L163 84L164 85V83H168L169 82V75L170 74H173V72L174 71H176V69L174 68V67ZM231 66V67H230ZM16 67V68H15ZM18 67V68H17ZM24 67V68H23ZM128 67V68H127ZM133 67H134V69H133ZM138 69H137V68ZM185 67V68H184ZM227 67H229V68H227ZM21 68V69H20ZM54 68H55V70L57 69V75L60 77H58V76H55L56 74H54L55 73V71H54ZM60 68V69H59ZM58 69H59V71L61 72H66V75H64L63 73L61 74L59 71H58ZM120 69H122V68H120ZM144 69V70H143ZM184 69V70H183ZM221 69V70H220ZM226 69V70H225ZM182 70H183V72H186L189 76H187V75H185V73H183L182 72ZM222 71L223 72V74H225V75H223L222 73H220V71ZM112 71V73H110ZM140 71H142V73H143V71H144V73L141 75V72ZM150 71V72H149ZM152 71V72H151ZM209 71V72H208ZM214 73H213V72ZM105 72H106V70H105ZM136 72V73H135ZM146 72H147V74L150 76V77H148V75H146ZM212 72V73H211ZM227 74H226V73ZM231 72H232V74H231ZM236 72V73H235ZM45 73H49V75L47 76ZM59 73H60V75H59ZM114 73V75H116V76H114V75H112ZM121 73V74H120ZM128 75H126V74ZM129 73H131V75L129 74ZM150 73V74H149ZM183 73V74H182ZM194 73V74H193ZM211 73V77L208 75V74H210ZM218 74V76L220 75V77H218L217 76V74ZM230 73V74H229ZM44 74L47 76H44ZM54 74V75H53ZM137 75V77L138 76H143V79H146L147 77V84H143V86H145V88L143 87V90L145 89V91H143L142 90V88L141 87H139V88H141V90L143 91H141L140 89L138 90V87L137 86H139V85H137V83L139 82V77L137 78V77H135L136 79H139V80H136V79H134V76H136ZM179 74H180V76H179ZM182 74V75H181ZM192 74V75H191ZM215 74V75H214ZM40 75V76H39ZM62 75V76H61ZM65 76V78H64V76ZM69 75V77H68V79L66 78V76H68ZM123 75V77H121ZM125 75L128 77V79L130 78V79H132V80H135V82H132L131 80V82H129V80L125 77ZM195 75V76H194ZM214 75V76H213ZM230 75V76H229ZM55 77V79H57V78H59V80L57 79V82L55 83L54 82V77ZM119 76V77H118ZM144 76H145V78H144ZM147 76V77H146ZM190 76H193L195 79H194V81H193V79H191V80H188V79H190ZM197 76V77H196ZM206 76V79H204V77ZM216 76H217V78H216ZM235 76V77H234ZM46 77V78H45ZM57 77V78H56ZM61 77H62V80H61ZM126 79H125V78ZM133 77V78H132ZM179 78L178 79V81L180 80V79H183V78ZM189 77V78H188ZM208 77V78H207ZM209 77H210V79H209ZM215 77V78H214ZM227 77V78H226ZM33 78V79H32ZM36 78V79H35ZM47 78H49V80L47 79ZM117 78H119V81H120V83L122 82H124V84H122L121 83V85H118L116 82H118V79ZM122 78H124V81H123V79ZM159 78V79H158ZM222 80H221V79ZM15 79V78H14ZM41 79V80H40ZM52 79V84L53 83H55V84H51L50 85V80ZM64 79V80H63ZM117 79V80H116ZM141 79H142V77H141ZM149 79V80H148ZM213 79H215V80H213ZM17 81H20L21 79H16ZM37 80H38V82H37ZM45 80V81H44ZM68 80V81H67ZM151 80H152V82H151ZM177 80V79H176ZM176 80L174 79V83H176ZM203 80H205V81H203ZM206 80H208V81H206ZM219 80V81H218ZM224 80V81H223ZM31 81H36V82H34V85H33V82H31ZM61 81V82H60ZM127 81L129 82V84L130 83H134L133 84V87L134 86H136V89H134L133 87H132V84L130 85V86H128V83H127ZM141 81V80H140ZM143 81V80H142ZM148 81H150L149 82V85H148ZM63 82V83H62ZM195 82V83H196ZM211 82V83H210ZM27 83V84H28ZM37 83H38V86H37ZM45 83L47 84V83H49V84H47V85H45ZM58 83V84H57ZM116 83V84H115ZM119 83V82H118ZM125 83H126V85H125ZM217 83L219 84V85H217ZM41 84H42V86H41ZM43 84L45 85V86H43ZM59 84H60V86L62 87L64 84V88H66V89H63V87L62 88H60V90H61V92H62V95L60 94H58V93H61L60 92V90H59V88H58V86H59ZM151 84H153V88L151 87ZM157 85V87L155 86V85ZM122 85H124L123 87H121ZM158 85L160 86L159 88L160 89H162L161 87H163V89L165 90V92L169 95H165V94H159V93H161V92H163L164 93V90L162 91V90H160L159 91V89H158ZM55 88H54V87ZM199 86H201V85H199ZM36 87H37V90L38 91H36L35 89H36ZM46 87V88H45ZM47 87H52L51 89H52V91L50 90L49 91V93L48 92H46V91H48L50 88H47ZM68 87V86H67ZM127 87L129 88V89H127ZM150 87V88H149ZM54 88V89H53ZM57 88V90H56V92H54L55 94H57L54 98L52 97V96H49V95H52L53 93V91L55 90ZM156 88H157V92H159L158 94H157V92L155 91L156 90ZM200 88V89H199ZM210 88V90H208ZM40 89H42L43 91H41ZM73 89V88H72ZM132 89V90H131ZM148 89V90H147ZM154 89V90H153ZM218 89V90H219ZM136 90H138V91H136ZM151 91V95H152V97L148 94V93H146V96H145V93L144 92H147V91ZM154 92H156V94L158 95V97H157V95H155L154 93H153V91ZM213 90V91H212ZM40 91H41V93H40ZM64 91V92H63ZM121 91V90H120ZM128 93H130V94H128ZM135 91L137 92V93H139L140 94V91H141V94L140 95H143V96H140V95H138L137 93H135ZM169 91L171 92V93H173V94H171V93H169ZM43 92V93H42ZM45 92V93H44ZM71 92H72V94H75L76 95V91H74L73 92V90H71ZM204 94H203V93ZM39 94V95H37V94ZM46 93H48L47 94V96H49V97H52V98H48L47 96H46V98H44L45 96L43 95V94H45L46 95ZM66 93V94H65ZM135 93V94H134ZM144 93V94H143ZM195 93L197 94V97H198V94H199V96H200V98H201V100H198V98H196V100H195V98H193V96L195 95ZM128 94V95H127ZM147 94H148V96H147ZM171 94V95H170ZM176 94V95H175ZM194 94V95H193ZM201 94H202V96H204L205 94V96H206V98L204 97L203 98V100H202V97H201ZM210 94V95H209ZM54 95V94H53ZM59 95V96H58ZM130 95V96H131ZM155 95V96H154ZM163 95V96H162ZM192 96V98L194 99V102H193V100H192V98L190 97V96ZM209 97H208V96ZM43 96V97H42ZM134 96H131V97H133L134 98ZM176 96V98H174V100L175 101H177V98L179 99L180 97H177ZM210 96H212V97H210ZM59 97V98H58ZM141 97V98H140ZM142 97H144V99L142 98ZM149 97V98H148ZM156 97V100L154 99ZM167 97H169V99H167ZM194 97H196V96H194ZM40 98H41V100H40ZM56 98H58V100H56ZM151 98V99H150ZM153 98V99H152ZM166 100H165V99ZM212 98V99H211ZM44 99V100H43ZM47 101H46V100ZM51 99V100H50ZM64 98H63V96H62V98H61V100L60 101H63V100H65ZM145 99H149L148 101H146ZM160 99V100H159ZM170 99H172V100H170ZM187 99V100H186ZM205 99V100H204ZM215 99L217 100V101H215ZM54 100V101H53ZM152 100H154V102H152ZM159 100V101H158ZM163 102H162V101ZM170 100V101H169ZM189 100L190 101H192V104H190V102H189ZM207 100V101H206ZM226 100V101H225ZM152 102V103H150V102ZM158 101V102H157ZM201 101H202V103H201ZM159 102H160V105H159ZM161 102H162V104H161ZM196 102V103H195ZM213 102V101H212ZM167 103H165V104H167ZM187 104V105H189V107L187 106V105H184V104ZM52 104V103H51ZM147 104V105H146ZM150 104V105H149ZM204 104V105H203ZM44 105V106H45ZM169 105V104H168ZM199 105V107H197ZM200 105H201V107H200ZM44 106H43V104H42V107L44 108ZM155 108H156V110H155ZM158 108H159V110H158ZM188 108V109H187ZM48 109L49 108H47V107H45L43 110H46V111H43L44 112V114H47L49 111H48ZM193 111V112H196V111ZM38 111H39V113H43V112H40V111H42L41 110V107H39V109H38ZM155 111V112H154ZM46 112V113H45ZM157 112V113H156ZM192 112V116L191 115H189L187 118H189V119H191L192 117H194L193 116V113ZM178 113V114H177ZM181 113V114H180ZM173 114H174V116H175V119H174V116H173ZM181 115V116H180ZM170 116V117H169ZM179 116V117H178ZM167 118V119H166ZM172 118V119H171ZM179 119V120H178ZM175 120H176V122H175ZM178 121V122H177ZM22 123V124H21ZM172 123V124H171ZM20 125L18 126L19 128L17 129V131L15 132L16 133V136L15 137H22L21 136V134H20V131H21V129H23V128H25L28 132L30 131H32L31 133H34V134H36L37 132H38V130H33V128L31 129H29V127H28V129H27V127H25V124H24V122H20L19 123ZM170 124V125H169ZM51 129H53V126L51 127ZM50 129V130H51ZM49 130V131H50ZM55 130H57V129H55ZM55 130H51L52 132H54ZM44 133H45V139L47 140V139H49L51 136H52V134H50V132L48 131H45V130H42ZM29 132V133H30ZM47 132V133H46ZM33 134V135H34ZM47 135H49V136H47ZM25 136H27V135H25ZM49 137V138H48ZM55 141V142H54ZM53 141V150H54V154H55V158H54V161L53 162H51V164L50 165H48V166H45V168L44 169H42V170H40V171H37V172H34L30 177H23V179H31V178H33V179H36V180H39V181H41V182H43V183H45V184H47V186L48 187H45L44 189H43V192H37L36 190H24V189H19V188H17L15 185L14 186H12V187H5V186H0V195L2 194V195H4V196H2L3 197V199H4V197H6V200L7 199H26V200H32V199H37V198H39V199H43V200H47V201H53V202H56V203H60V199H66V201L70 204L71 202L72 203H86V204H89V203H93V204H100V203H108V201L109 202H118V201H124V200H127L128 198H130V197H132L133 196V194H134V192L136 193V192H139V193H142V192H144V190L146 191V185L142 182V178H140V177H138L141 173L140 172H137V173H135V176L133 177L132 175L133 174H129V175H127V177L126 178H124V180H122V182L124 183V185L127 187V190L125 191V192H121V193H111L112 191H110V189H109V186L112 184V183H114L113 181L111 182V181H109V183H108V185L107 186H103L102 184H101V182H100V180L103 178V177H105L106 176V170H107V164L109 163V162H98L97 164H95V166L93 167V168H88V169H86V168H82L80 165H78V164H76L75 163V154H74V152H73V150L71 149V147H70V145H68V144H63L62 143V140H61V138H60V136H58V138H55V140ZM55 143V144H54ZM56 147V148H55ZM113 150L114 151H121V147H119V146H114L113 147ZM57 152V153H56ZM134 155V153L132 154V152H128L126 155H124V154H122L121 155V157L119 158L120 159V161L118 162V163H115V164H113L115 167L116 166H118V164H125L127 161H129L130 160V157H132ZM65 156V157H64ZM64 158V159H63ZM59 159V160H58ZM60 163H59V162ZM62 161H65V162H62ZM155 162H160V159H155ZM65 163V165H64V167L62 166L63 164ZM152 164V163H151ZM61 165V166H60ZM113 166V167H114ZM61 167H63L62 169V172H61V170H60V168ZM137 167V166H136ZM135 167V169H133V170H141V169H144L145 167L143 166H141V167H137L136 168ZM139 168H141V169H139ZM132 171V170H131ZM142 171V170H141ZM10 172H12V169H4V170H0V179H4V178H6V179H12V178H15L14 177V175L13 174H11ZM60 172V173H59ZM151 171H146L145 173H143V171H142V174L141 175H147L150 179H151V181L153 180V179H155V176H154V174L151 172ZM21 179V178H20ZM125 179H126V181H125ZM80 185V186H82V187H85V188H87V189H90L92 192H95L94 193V195H87L85 192L84 193H80V192H78L77 190H76V185ZM61 185H66L67 187H70L71 188V191L69 192V196L70 197H68V198H66V196H62V195H60L59 193V188L60 187H62ZM105 187V188H104ZM70 188H68V189H70ZM38 194V195H37ZM134 197V196H133Z\"/></svg>",
  "mask_w": 264,
  "mask_h": 264
}]
</instances>
